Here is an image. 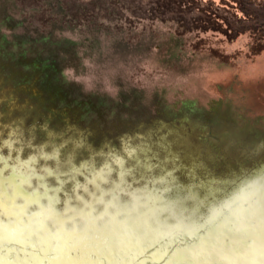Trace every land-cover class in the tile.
<instances>
[{
    "label": "rangeland",
    "instance_id": "374dc122",
    "mask_svg": "<svg viewBox=\"0 0 264 264\" xmlns=\"http://www.w3.org/2000/svg\"><path fill=\"white\" fill-rule=\"evenodd\" d=\"M114 156L202 198L264 168V0H0V168Z\"/></svg>",
    "mask_w": 264,
    "mask_h": 264
},
{
    "label": "bare ground",
    "instance_id": "6f19581e",
    "mask_svg": "<svg viewBox=\"0 0 264 264\" xmlns=\"http://www.w3.org/2000/svg\"><path fill=\"white\" fill-rule=\"evenodd\" d=\"M32 161L0 168V264H264V168L221 198L119 168L91 191L106 161L62 198L58 182H32Z\"/></svg>",
    "mask_w": 264,
    "mask_h": 264
},
{
    "label": "snow or ice",
    "instance_id": "6c2138e0",
    "mask_svg": "<svg viewBox=\"0 0 264 264\" xmlns=\"http://www.w3.org/2000/svg\"><path fill=\"white\" fill-rule=\"evenodd\" d=\"M135 153H136L135 149H130L128 152V156L130 157V159L135 161V164L138 167L140 165V161L136 157ZM41 155H42V158L45 160L52 158L46 154H41ZM112 164H115L116 166L119 167L122 180H123L124 176L131 174L132 172L135 171V168H132V167L125 168V162L120 157L114 156L112 159ZM111 170H112L111 164H105L104 168L101 169L100 171H98V172L93 171L92 179H90L88 181V183L93 185V189H91V191L100 192L102 190L101 184H107L109 182L107 179V174L110 173ZM42 173L43 174H41V175L35 176V179L41 184H43V182L48 177H55L57 182H58V185L61 189H62L63 184L67 183L68 181L73 182V190H76V189L81 188V187H85V185H80L78 183H75V174H67L68 180H61L60 179L61 174L59 173L58 169L45 168L42 170Z\"/></svg>",
    "mask_w": 264,
    "mask_h": 264
},
{
    "label": "trees",
    "instance_id": "16d2710c",
    "mask_svg": "<svg viewBox=\"0 0 264 264\" xmlns=\"http://www.w3.org/2000/svg\"><path fill=\"white\" fill-rule=\"evenodd\" d=\"M113 5V4H112Z\"/></svg>",
    "mask_w": 264,
    "mask_h": 264
}]
</instances>
